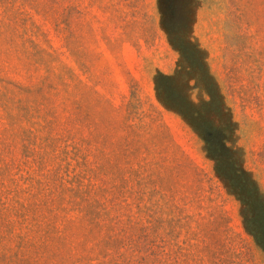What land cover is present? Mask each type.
<instances>
[{"label": "rangeland", "instance_id": "obj_1", "mask_svg": "<svg viewBox=\"0 0 264 264\" xmlns=\"http://www.w3.org/2000/svg\"><path fill=\"white\" fill-rule=\"evenodd\" d=\"M257 205L264 0H0V264H264Z\"/></svg>", "mask_w": 264, "mask_h": 264}, {"label": "trees", "instance_id": "obj_2", "mask_svg": "<svg viewBox=\"0 0 264 264\" xmlns=\"http://www.w3.org/2000/svg\"><path fill=\"white\" fill-rule=\"evenodd\" d=\"M247 206L248 204H245V207ZM248 216L249 217L244 219L245 226H247V220H250L258 224L264 231V211L261 209V207H258V205L256 207H252Z\"/></svg>", "mask_w": 264, "mask_h": 264}]
</instances>
